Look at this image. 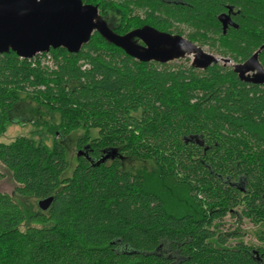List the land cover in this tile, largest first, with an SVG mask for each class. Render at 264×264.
<instances>
[{"label":"trees","instance_id":"obj_1","mask_svg":"<svg viewBox=\"0 0 264 264\" xmlns=\"http://www.w3.org/2000/svg\"><path fill=\"white\" fill-rule=\"evenodd\" d=\"M82 1L123 16L125 32L183 35L184 24L190 41L235 63L264 44V0H133L143 20L119 1ZM228 8L236 27L224 34ZM259 59L264 67V51ZM24 97L59 116L47 124L52 146L19 137L0 143V161L18 197L53 202L28 217L0 193V264H264V232L258 247H231L219 231L237 214L264 225V85L218 64L141 63L94 33L75 54L0 55V135ZM78 132L67 175L66 141ZM128 160L152 168L134 172Z\"/></svg>","mask_w":264,"mask_h":264},{"label":"water","instance_id":"obj_2","mask_svg":"<svg viewBox=\"0 0 264 264\" xmlns=\"http://www.w3.org/2000/svg\"><path fill=\"white\" fill-rule=\"evenodd\" d=\"M219 21L224 34L229 26H234L230 13L220 15ZM95 32L141 63L168 64L192 57V68L200 71L221 62L224 65L233 63L230 58L206 53L182 36L160 32L150 26L119 35L100 16L97 6L84 4L82 0H0V55L14 52L21 59L31 60L59 48L75 54ZM137 39L144 46L139 45ZM263 51L264 45L246 62L232 64L242 82L264 85V67L259 61ZM52 202V197L41 200L38 207L47 211Z\"/></svg>","mask_w":264,"mask_h":264},{"label":"rangeland","instance_id":"obj_3","mask_svg":"<svg viewBox=\"0 0 264 264\" xmlns=\"http://www.w3.org/2000/svg\"><path fill=\"white\" fill-rule=\"evenodd\" d=\"M120 3L121 2H119V4ZM123 6H125V4ZM126 8L127 12H129V7ZM132 11H134V13H137L135 9H133ZM131 17L133 16L131 15ZM177 28H179L183 33V36L188 39L186 35L190 32V28L183 25L177 26ZM194 43L201 47L206 53L218 55L217 52L212 50V48L208 45H201L196 42ZM47 60L51 61L49 59ZM191 63L192 57H186L184 59L168 64H171L173 66L189 67L191 66ZM232 64V62L226 65H224L222 62L218 63V65L230 68L232 67ZM11 120L12 123L8 127L7 132L3 135H0V143L9 145L19 137H31L37 140L43 139L49 147L52 146L54 138L49 132L47 124L50 125L52 122L57 124L59 121V116L57 114H50L46 109L38 107L33 101L24 97V100L14 108L11 115ZM35 122L41 123V127H36ZM40 134H42V137ZM80 134L81 132L75 133L66 141L68 159L70 162V170L67 175L71 174L72 169L76 165V139ZM125 168L136 172L138 170L144 169L150 170L152 168V165L150 163L141 161L128 160L125 162ZM16 187L17 184L13 180L11 173L8 172L4 164L0 161V193L12 195L14 197V200L21 206L28 217L31 214L36 213L38 209L37 202L35 200H23L18 197L15 192ZM219 231L228 236V245L231 247H234L239 241H242L249 246L258 247L261 244L258 237L262 232H264V226H255L244 217L238 215L237 217H227L226 219H224L221 222ZM235 233H237V235L240 237H236L237 235H235L234 237L232 234Z\"/></svg>","mask_w":264,"mask_h":264},{"label":"flooded vegetation","instance_id":"obj_4","mask_svg":"<svg viewBox=\"0 0 264 264\" xmlns=\"http://www.w3.org/2000/svg\"><path fill=\"white\" fill-rule=\"evenodd\" d=\"M115 1H119V2H121V4L122 3H124V4H126L128 7H129V12H128V15H127V17H131V15L133 16V17H135V16H137V15H139L140 16V19H144L145 18V15H144V10H143V8H141V7H136L134 4H132L133 3V0H115ZM161 3H163V4H166V5H170V4H177V3H181L179 0H159ZM133 9H135L136 10V12L137 13H134V11H132ZM98 10H99V14H100V9L98 8ZM104 12V11H103ZM233 12H235V11H230L229 10V8H228V11H227V13H225V14H229L230 13V16H231V20H232V15H233ZM220 15H222V14H220ZM220 15H218V21H219V17H220ZM100 16L104 19V20H106V22L108 23V25L110 26V28L111 29H113L117 34H119V35H126V34H128V33H130L131 31H133V30H136V29H141V28H143V27H145V26H150V25H144V26H141V27H137V28H135V29H132V30H128V31H124V28H122V29H120L124 24H127V22H126V20H124V18H123V16H117L116 14H113V12H110V11H106V13H104V14H100ZM162 17L164 18V16L162 15ZM165 19V18H164ZM220 22V21H219ZM232 22H233V24H234V26H229L228 28H230V27H236V24L234 23V21L232 20ZM220 24H221V22H220ZM179 25H183V26H186V25H184V24H179ZM221 26H222V24H221ZM150 27H153V26H150ZM186 27H188V26H186ZM154 28V27H153ZM156 29V28H155ZM228 30V29H227ZM124 31V32H123ZM159 31V30H158ZM160 32H165V31H160ZM95 33H97V32H95ZM165 33H169V34H172V35H179V34H176V33H173V31L171 30L170 32H165ZM179 36H182V37H184L183 35H179ZM185 38V37H184ZM137 41V43L139 44V45H141V46H144V43L140 40V39H137L136 40ZM264 44H262V46H263ZM262 46H260V47H262ZM255 53V52H254ZM253 53V54H254ZM213 55V54H212ZM261 55V54H260ZM259 58H260V56H259ZM248 60V59H247ZM246 60V61H247ZM246 61H244V62H246ZM259 61H260V59H259ZM244 62H239V63H235V62H233L234 64H242V63H244ZM261 63V62H260ZM233 68V67H232ZM238 216V214L236 215V217ZM240 216V215H239ZM264 226V225H263Z\"/></svg>","mask_w":264,"mask_h":264},{"label":"built area","instance_id":"obj_5","mask_svg":"<svg viewBox=\"0 0 264 264\" xmlns=\"http://www.w3.org/2000/svg\"><path fill=\"white\" fill-rule=\"evenodd\" d=\"M52 62L51 61H48V64H51Z\"/></svg>","mask_w":264,"mask_h":264}]
</instances>
